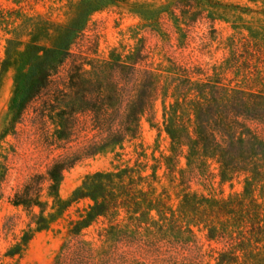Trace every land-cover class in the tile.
Segmentation results:
<instances>
[{"label":"rangeland","instance_id":"374dc122","mask_svg":"<svg viewBox=\"0 0 264 264\" xmlns=\"http://www.w3.org/2000/svg\"><path fill=\"white\" fill-rule=\"evenodd\" d=\"M73 20L78 29L52 86L20 106L25 77L42 55L34 52L53 48ZM112 59L103 82L85 89L121 92L108 117L114 130L136 91L147 89L146 72L155 75L157 92L136 134L101 148L107 133L96 115L62 110L54 89L66 88L71 71L90 72ZM187 81H220L264 97V0H0V264H215L226 250L202 225L163 228L155 210H119L72 233L92 204L70 202L72 194L96 172L137 166L143 177L154 174L149 184L165 204L166 218L187 194L226 200L244 193L247 207L256 200L264 217V171L256 182L249 173L223 180L215 161L202 169L188 166L186 147L173 167L167 165L172 152L165 108ZM259 104L256 118L250 112L236 118L248 148L259 141L258 154L264 150V102ZM65 159L72 165L52 195L48 171ZM141 188L149 189L146 183ZM25 199L28 207L15 204Z\"/></svg>","mask_w":264,"mask_h":264},{"label":"trees","instance_id":"16d2710c","mask_svg":"<svg viewBox=\"0 0 264 264\" xmlns=\"http://www.w3.org/2000/svg\"><path fill=\"white\" fill-rule=\"evenodd\" d=\"M77 29L73 20L61 29L53 48H41L34 52V55L38 52H42V55L35 57L25 77L20 106L23 107L52 86L51 78L68 57V47ZM112 60L93 67L90 72H85L81 67L75 72L71 71L66 88L56 86L54 89V103L60 105L62 110L90 111L96 115L98 126L107 133L101 148L121 143L126 135L134 136L140 116L149 109L157 92L155 75L146 72L147 89L136 91L125 109L123 120L117 123L118 130H114L115 121L108 117L116 110L113 100L119 98L121 92L116 88L110 91L103 88L95 91L85 89L91 82H103L101 73L114 66L115 59ZM173 97L175 103L165 108L164 113L166 132L171 139L172 156L166 158L169 167H173V158L182 154L186 147L188 166L202 169L207 161L212 160L219 166L223 180L242 173H249L252 181L259 179L264 171L260 167V162L264 166V150L258 154L257 147L261 145L257 139L248 148L245 135L239 132L243 126L236 118L245 117L249 112L256 118L261 110L259 103L264 102V97L223 86L220 81L204 84L187 81L183 86L176 87ZM71 165L65 159L55 162L49 169L50 194L57 193L62 173ZM154 179V174L143 177L137 166L88 175L73 192L70 202L89 199L92 204L71 232L77 234L97 218L112 217L119 210L130 215H148L155 210L165 223V229L179 231V224L182 223L202 225L210 239L224 242L226 250L219 255L215 264H264V217L256 200L251 199V205L247 207L246 193L226 200L187 194L177 212H172V217L166 218L165 204L153 197L155 188L149 182ZM145 183L149 188L146 192L141 188ZM30 202L25 199L15 204L28 207ZM43 228L41 226L39 230Z\"/></svg>","mask_w":264,"mask_h":264}]
</instances>
